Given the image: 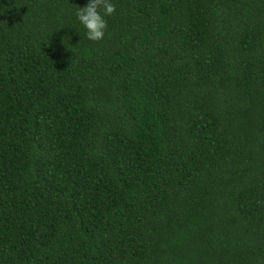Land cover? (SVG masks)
I'll list each match as a JSON object with an SVG mask.
<instances>
[{
  "label": "trees",
  "instance_id": "16d2710c",
  "mask_svg": "<svg viewBox=\"0 0 264 264\" xmlns=\"http://www.w3.org/2000/svg\"><path fill=\"white\" fill-rule=\"evenodd\" d=\"M0 0V264H264V0Z\"/></svg>",
  "mask_w": 264,
  "mask_h": 264
},
{
  "label": "clouds",
  "instance_id": "9594fccd",
  "mask_svg": "<svg viewBox=\"0 0 264 264\" xmlns=\"http://www.w3.org/2000/svg\"><path fill=\"white\" fill-rule=\"evenodd\" d=\"M115 11L111 0H88L84 7H77L76 16L85 29L86 38L93 42L102 40L107 28L105 17L113 15Z\"/></svg>",
  "mask_w": 264,
  "mask_h": 264
}]
</instances>
